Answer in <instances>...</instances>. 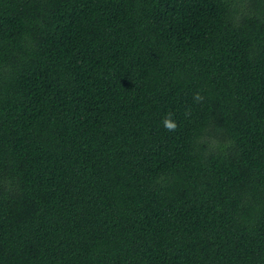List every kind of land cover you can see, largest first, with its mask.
I'll return each mask as SVG.
<instances>
[{"label":"trees","instance_id":"1","mask_svg":"<svg viewBox=\"0 0 264 264\" xmlns=\"http://www.w3.org/2000/svg\"><path fill=\"white\" fill-rule=\"evenodd\" d=\"M0 264H264V0H0Z\"/></svg>","mask_w":264,"mask_h":264},{"label":"clouds","instance_id":"2","mask_svg":"<svg viewBox=\"0 0 264 264\" xmlns=\"http://www.w3.org/2000/svg\"><path fill=\"white\" fill-rule=\"evenodd\" d=\"M203 99H204L203 96H201L199 92L194 93L193 100L195 102H201ZM186 115H188V113H186ZM162 123H163V126L165 127V129L170 131V132H175L177 130L178 124L172 118V114L171 113H168V114L165 115Z\"/></svg>","mask_w":264,"mask_h":264}]
</instances>
